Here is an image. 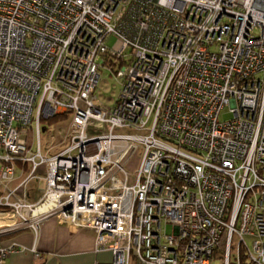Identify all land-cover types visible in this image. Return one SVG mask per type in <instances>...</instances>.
Returning <instances> with one entry per match:
<instances>
[{"label":"built area","instance_id":"1","mask_svg":"<svg viewBox=\"0 0 264 264\" xmlns=\"http://www.w3.org/2000/svg\"><path fill=\"white\" fill-rule=\"evenodd\" d=\"M63 114L43 155L40 122ZM17 163L45 187L0 197V237L56 219L113 264H264V0H0V184Z\"/></svg>","mask_w":264,"mask_h":264},{"label":"crops","instance_id":"2","mask_svg":"<svg viewBox=\"0 0 264 264\" xmlns=\"http://www.w3.org/2000/svg\"><path fill=\"white\" fill-rule=\"evenodd\" d=\"M30 168V164L17 163L15 176L10 181L12 185L16 184L12 187L9 182L6 183V191L17 190L15 192L17 194L22 188L16 198L25 199L26 202L33 204L42 196L45 183L36 181V188L34 185H29L32 182L30 181L25 187H19L22 180L29 174ZM45 171L46 168L41 167L36 175H44ZM13 244L20 251L11 253L7 264H113L111 251L97 250L94 233L87 230L72 231L56 219L44 221L38 233L35 234L31 229L23 228L0 237V245L7 247ZM22 248L35 249L39 257Z\"/></svg>","mask_w":264,"mask_h":264},{"label":"rangeland","instance_id":"3","mask_svg":"<svg viewBox=\"0 0 264 264\" xmlns=\"http://www.w3.org/2000/svg\"><path fill=\"white\" fill-rule=\"evenodd\" d=\"M113 43V39H109L107 41V44L110 46ZM100 82L97 85L95 91H94V95L96 96V98L104 105L110 107L112 106L115 101L118 99L119 93H120V82L118 80H116L109 71L101 69L100 70ZM34 116H35V112H34ZM33 116V119H34ZM232 114L229 112V108H224L222 110V112L219 115V121H227L229 119H231ZM69 120L66 119L58 121V122H53L50 121L49 119H43L40 122V126L41 128L46 127V131L42 132L41 137H40V144H41V148H42V154L44 155L47 148L49 147V144H53L54 142L58 143L59 141H62V138H60L59 136L57 137V139H55L53 141V139L51 138V136L53 135V133L57 130L59 132L61 131H66L68 126H69ZM31 128L33 129L35 126L34 121L31 123ZM118 133L124 134L125 132L119 131ZM57 136V135H56ZM35 146L33 147V152H36L37 149V141H34ZM60 144L64 145L61 148H58L56 150H53L52 152L48 153L46 156L47 157H51L55 154H58L63 148L67 147L69 145V142L64 141L61 142ZM34 145V144H33ZM138 155L134 156L133 159L131 160V163L128 165L127 169L129 171H133L136 168V164L138 162ZM1 167V164H0ZM28 174V173H26ZM10 183V182H9ZM11 186H15V184L12 185V183H10ZM29 185H34L37 188V182L36 181H32ZM22 188H20V190L18 191V193H21L20 191ZM6 190H7V186L6 184H0V196L2 195H6ZM2 193V194H1ZM18 193L15 194L16 196H18ZM11 201H14V198H11ZM165 232L170 235L172 233V226L171 225H166L164 227ZM247 245L249 246V248H251V244L252 241L247 239L246 240ZM236 255H234L235 257ZM231 264H235L233 261V257H231L230 260ZM130 264H135V262L133 260H131ZM210 264H223V261L221 258H219L217 255H214V257L211 259Z\"/></svg>","mask_w":264,"mask_h":264},{"label":"trees","instance_id":"4","mask_svg":"<svg viewBox=\"0 0 264 264\" xmlns=\"http://www.w3.org/2000/svg\"><path fill=\"white\" fill-rule=\"evenodd\" d=\"M70 118V116L69 115H67V114H63V115H59V116H54L53 118H51V119H49L50 121H53V122H58V121H61V120H66V119H69ZM43 129L46 131V127H43ZM244 256H242V259H241V262H242V264H245V262H244Z\"/></svg>","mask_w":264,"mask_h":264}]
</instances>
